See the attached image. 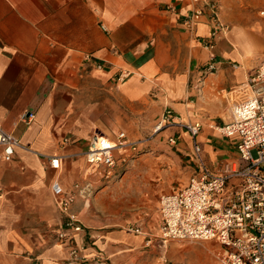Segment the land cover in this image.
Listing matches in <instances>:
<instances>
[{
    "label": "crops",
    "instance_id": "0c3cea01",
    "mask_svg": "<svg viewBox=\"0 0 264 264\" xmlns=\"http://www.w3.org/2000/svg\"><path fill=\"white\" fill-rule=\"evenodd\" d=\"M216 1L229 30L206 48L208 16L184 24L192 0H0V126L20 141L11 160L0 146V264H68L69 247L56 240L64 217L55 181L83 189L71 205L82 230L70 233L97 259L82 264H184L181 247L153 239L144 249L160 230V200L152 210L136 205L135 215L130 200L180 188L190 171L172 182L148 167L142 184L128 179L98 190L93 177L102 173L83 153L95 132L138 142L128 118L142 112L159 132L171 110L178 124L159 134L177 135L167 158H183L191 172L197 165L183 121L202 123L203 143L196 142L211 167L238 156L236 140L215 127L229 121L232 94L264 61V0ZM206 64L215 70L202 76ZM55 155L63 156L60 169L49 164ZM190 251L199 258L200 249Z\"/></svg>",
    "mask_w": 264,
    "mask_h": 264
},
{
    "label": "built area",
    "instance_id": "2783aa9c",
    "mask_svg": "<svg viewBox=\"0 0 264 264\" xmlns=\"http://www.w3.org/2000/svg\"><path fill=\"white\" fill-rule=\"evenodd\" d=\"M195 7L185 15L184 24L193 28L207 15L210 36L207 47H213L229 30L221 21L216 0H192ZM128 75L127 72L122 74ZM240 99L232 102L228 122L215 128L226 138L236 140L238 156L225 158L217 167L204 159L199 144L194 141L197 165L186 184L160 197L161 224L157 240L162 244L172 241H215V264H264V61L240 84ZM171 110H166L155 130L178 124ZM183 127L195 139L202 123H187ZM176 144L175 136L169 137ZM67 141V139H65ZM139 142L130 141L125 132L110 139L100 132L93 133L84 151L89 165L110 168L116 164L117 150H136ZM19 139L0 126V146L4 158L11 160ZM54 169H60L63 156H47ZM55 200L63 213L64 223L56 240L69 247L66 262L82 264L97 257L86 252V246L77 243L70 231H81L76 213L71 211L79 184L67 190L59 182L52 185ZM136 232H141L139 228ZM153 238L146 241L152 245Z\"/></svg>",
    "mask_w": 264,
    "mask_h": 264
},
{
    "label": "rangeland",
    "instance_id": "374dc122",
    "mask_svg": "<svg viewBox=\"0 0 264 264\" xmlns=\"http://www.w3.org/2000/svg\"><path fill=\"white\" fill-rule=\"evenodd\" d=\"M220 39H222V37ZM202 42H203L204 47L212 48L210 46L207 47L206 40ZM210 65L211 64L209 65L206 64L202 66V69L204 71L202 76L206 75V73L210 74L211 73L210 71L215 70V68L211 67ZM234 68L235 69L238 68V65H234ZM254 69L250 70V72L252 73ZM240 94L242 93L240 92ZM128 120L130 122H133V126L131 127V129L136 130L135 132H137V135H138L136 136V138H138L139 140L137 149L128 150L127 148H125L126 150L122 149L120 153H119V150H117L115 153L116 164L114 165V167L110 168V171L108 168L104 169L103 167L101 168L99 167L100 169L98 168L96 170L98 174H100L101 172L103 175L101 174V175H97L93 177V180H95L92 183L93 188L100 190L106 187V185L114 184L115 181L116 182L119 181L117 183H119L120 185H123L124 183L128 182L126 181L128 179L129 180L139 179V183L142 184V181H140L141 177H138V175L143 174L148 167H151V168L155 167V169L157 170V174L159 173V175L161 176L160 179H165L166 181L168 179H171L172 182L178 180L179 177L183 174V172L190 171L189 175L192 173L191 172L192 169L187 167L189 164H186L183 158L177 155H174V157L173 155L171 157L169 156L168 158L170 159L166 157V154L168 155L169 151L172 152V154H175L174 146L170 144L168 140V137L170 135L177 136L175 132L170 134L169 131H165L164 134L167 137L159 135L163 129H161L159 132L154 133L153 130L148 129L147 127L148 118L145 112L140 113V115L130 117L128 118ZM200 136H198L197 139L195 138V140L199 143L200 142L203 143V140L200 138ZM193 139L194 138H192V140ZM190 140H188L186 137H183L184 143L188 144ZM222 142L223 144H226L227 146L230 144L229 140H223ZM234 148L236 149V147ZM165 158H167V160ZM94 170L95 168L92 170V172H94ZM108 174L110 175V177L107 176ZM178 184L179 183L177 182L176 185ZM140 199L141 198L138 196L134 198L132 197V200H130L131 203L135 206L132 210L133 215H135V212L137 210L136 205L137 207L139 206L141 208L149 207L152 210L156 206L158 199L160 200V196H156L153 200L151 199V197L150 198L145 197L141 200ZM143 203L145 204L143 205ZM125 215H128L127 211L125 212ZM157 236L158 235L154 236L153 239H156ZM212 242H215V241H212ZM170 244L175 245L178 248L180 247L183 248V263L184 264H205V263H209L210 259L213 260L211 264H215L214 250L216 246L211 247V248L208 247L210 243L207 244V241H204V242L203 241L202 242L201 241H172L169 243V245ZM193 246L197 247L201 251L199 252L200 253L199 258L197 259H194V257L193 258L190 257L194 255L193 253L192 255L189 254L191 252L190 249ZM147 248L148 246H145L144 249H147Z\"/></svg>",
    "mask_w": 264,
    "mask_h": 264
},
{
    "label": "bare ground",
    "instance_id": "6f19581e",
    "mask_svg": "<svg viewBox=\"0 0 264 264\" xmlns=\"http://www.w3.org/2000/svg\"><path fill=\"white\" fill-rule=\"evenodd\" d=\"M234 93V92H233ZM236 93V94H235ZM234 94H232V97H231V102H233L234 100L240 98L241 95H238L237 92H235ZM238 96V97H237Z\"/></svg>",
    "mask_w": 264,
    "mask_h": 264
}]
</instances>
